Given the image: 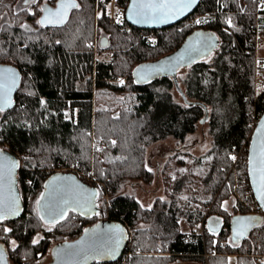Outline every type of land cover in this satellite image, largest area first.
I'll return each mask as SVG.
<instances>
[{"label":"trees","instance_id":"16d2710c","mask_svg":"<svg viewBox=\"0 0 264 264\" xmlns=\"http://www.w3.org/2000/svg\"><path fill=\"white\" fill-rule=\"evenodd\" d=\"M260 1L220 0V8L216 0H200L191 14L170 26L141 29L126 20L124 31L108 15L96 19L104 8L100 0L97 5L78 0L80 10L70 13L68 23L59 28H37L35 18L19 11L28 7L22 0H0V63L21 72L14 105L0 114V148L15 153L20 165L16 179L23 211L0 225L13 229L6 236L0 231V245L11 264H39L53 241L75 238L100 220L130 225L135 238L123 264H229V254L236 256V264H264L254 258L264 254V219L239 246L229 243L231 216L250 213L239 198L247 205L253 198L246 161L253 126L264 109V90L254 98ZM116 2L125 13L129 0ZM197 16L208 22L196 24L192 18ZM226 16H232L235 25L228 33L223 30ZM22 22L37 30L23 32ZM93 26L108 39L97 52L107 50L109 59L94 58L87 45ZM196 29L213 33L218 44L187 65L177 83L170 76L145 83L134 80L136 65L174 51ZM175 90L182 100L174 96ZM40 99L46 101L44 107ZM201 124H206L209 147L202 154L184 152L173 165L174 156L167 158L159 171L165 196L144 207L134 191L123 192L128 181L150 184L157 175L145 167L151 145L169 137L183 142ZM100 142L107 146L101 154L93 153L92 145ZM229 153H239L238 160L227 159ZM64 161L75 166L68 172L99 190V215L70 209L48 231L35 214V201L53 173L50 168ZM232 197L235 207L232 202L224 212L221 203ZM209 216L220 221L215 230L204 226L202 234L196 233L194 228ZM180 220L188 232L181 231ZM40 230L44 239L31 245ZM11 240L19 245L16 252ZM205 251L212 253L207 260Z\"/></svg>","mask_w":264,"mask_h":264},{"label":"snow or ice","instance_id":"6c2138e0","mask_svg":"<svg viewBox=\"0 0 264 264\" xmlns=\"http://www.w3.org/2000/svg\"><path fill=\"white\" fill-rule=\"evenodd\" d=\"M216 2L220 8L224 7V4H222L220 0H216ZM22 3L28 7L21 8L19 11L24 12L29 17L35 18V25L37 28L62 27L68 23L69 14L81 8L78 0H43V3H41V0H22ZM100 3L104 5V8L102 11L96 13L97 20L109 14L107 9L110 8V5L105 4V0H100ZM195 3L196 0H130L126 18L133 23H167L173 19L179 18ZM52 4H54V7L51 6ZM261 11H264V3L261 5ZM16 15H19V13L17 12ZM124 15V13H121L119 9H117L115 23L121 24V17ZM0 19H2V17H0ZM207 22V19H198L195 21L196 24ZM223 24L225 25L223 29L225 33H228L229 29L235 28L232 16H226L223 20ZM9 27L11 26L9 25ZM19 27L26 33H32L37 30L27 22L20 23ZM196 35L201 36L202 34L197 33ZM216 39L219 38L216 37ZM151 42L155 43V41ZM56 43L59 44L61 41L57 40ZM88 47H91V45H88ZM211 47L212 46L208 44L207 40H205L200 48L193 50L199 53L202 49H206L210 54ZM183 58V54H181L174 59L179 62L183 60ZM160 70H162L161 66L144 65L136 69L133 74L138 75L140 79H147ZM18 82L19 76L12 68L0 69V114H3L6 109L12 107L11 94L16 89ZM123 83L124 81L121 80L120 84ZM39 104L41 107H44L46 101L40 99ZM187 106L188 105H185V107ZM68 118L70 119V117ZM111 143L115 145L116 141L113 140ZM92 147L97 152L102 151L98 145H93ZM116 159L119 160L120 158L117 157ZM206 159L210 160L211 157H207ZM227 159L235 162L238 158L236 155L229 153ZM247 165L249 176L252 178L256 198L260 202L261 207H264V118L260 120L251 138ZM19 166L18 160L11 159L4 149L0 148V225H4L6 220L11 217L19 216L22 212L19 197L16 194L15 180V170ZM145 167L148 171L152 170L147 164H145ZM180 171L183 172L185 170L181 169ZM101 175H103V172H101ZM65 179L71 178L59 176L52 177V179L44 185L45 192H41L39 198L35 201V214L45 225L55 226L61 218L67 215L70 209H83L81 214H87L99 207V205L95 203V200L100 195L99 190L93 192L87 199L81 201L74 194H70L65 186L56 185L53 187L56 181ZM49 189H51V191H48ZM182 198L187 199V197ZM220 207L224 212H227L228 201H223ZM233 207H235V202H233ZM95 214L99 215V212L96 211ZM255 219V217H236L233 222L234 226L232 228V235L229 237V243L233 246H239V240L246 238L248 228ZM213 222L216 224L220 223L218 218ZM20 227L24 228L25 225L21 224ZM47 230L51 231V227H48ZM0 231L6 236L11 233L13 229L8 226H3L0 227ZM88 231V229H85L86 234ZM108 231L111 233V236L107 240L98 237L96 242L82 247L74 253H69V255L80 256L85 259L89 256L93 258L105 255L115 257L116 251L119 248L120 239L123 238V229L119 228V226H113ZM213 234H215V232H213ZM0 239H3V237H0ZM43 239L44 237L37 232L30 243L35 246ZM83 243L84 241L78 242V244ZM10 244L12 246V251L16 252L19 248L17 241L11 240ZM66 247L73 248L74 246L68 245ZM0 264H6L5 251L2 245H0Z\"/></svg>","mask_w":264,"mask_h":264},{"label":"water","instance_id":"95a60500","mask_svg":"<svg viewBox=\"0 0 264 264\" xmlns=\"http://www.w3.org/2000/svg\"><path fill=\"white\" fill-rule=\"evenodd\" d=\"M199 2H200V0H196V3L193 4L192 7L188 11H186L183 15H181L179 18L173 19L167 23H133L131 20L126 18L127 9L130 5V0L127 4V7L125 9L124 14H125V19L127 20V22H129L130 24H132L135 27H138L141 29L162 28V27L170 26V25L184 19L185 17H187L189 14H191L194 11V9L199 4ZM197 33H201L202 35L197 36L196 35ZM209 38H211V39H209ZM205 40H207L208 44L212 46L211 51L218 44V39H216V36L213 33H211L210 31L203 30V29H196V30L192 31L191 33H189L186 36V38L183 40V42L174 51H172L166 55H163V56L159 57L158 59H155L152 61H146V62H143V63L136 65L132 71V75H133L134 80L137 83H145L147 81L153 80V79L158 78L160 76H170L173 78V81L175 83H177L178 81L176 80L175 74L178 71V69H180L181 67H186L187 65L191 64L195 60L202 58L206 54L209 53L208 50H206V49H202L201 52H199V53H197L196 51L193 50V49L200 48L201 44ZM107 43H108V39L106 37L100 38V40H99L100 46L104 47L107 45ZM181 54H183L184 58H183V60L177 62V60L174 58L180 56ZM144 65L161 66L162 70L158 71L154 75L149 76L147 79H140V77L138 75H134L133 73L136 71V69H138L139 67L144 66ZM4 68H12L19 76L18 85H17L16 89L11 94L12 106H13L14 105V97H15L16 91L18 89V86L20 84V80H21V72L15 65H12L9 63H0V69H4ZM262 118H264V109L260 113L259 117L257 118V120L253 126V129H252V132L250 135V139L248 142V147H247V158H248V150L251 146V138H252L253 134L255 133V129L258 126V124ZM4 150L11 159L18 160V157L15 153L10 151L9 149H4ZM16 174H17V169L15 170L16 194L19 197V203H20L21 209L23 211L22 201H21V197L19 195V190L17 187ZM55 176L71 178V179H65V180H58L55 182V185L53 187H55L56 185L65 186L68 189L70 194H74L81 201L87 199L93 192L96 191L95 188L86 184L85 182H83L80 178H78L74 174H72L70 172H64V171L53 172L47 178L44 185L46 183H48L52 179V177H55ZM247 176H248L249 185H250V188L252 190L253 196L255 197L256 201L258 202V204L261 207V204L257 200L256 193L253 189L252 178L249 176V173H248V165H247ZM85 190H87V191H85ZM48 191H51V189H49ZM42 192H45L44 187H43ZM95 203L97 204L96 200H95ZM261 209H262V215L253 214V213H238V214L232 215L230 218L231 235H232V228L234 226L233 222H234L236 217H255L256 219L252 222V225L249 226V228H248V231L246 233V236H247L252 228H254L255 226H257L258 224L261 223V221L264 217V207H261ZM97 210H98V208L95 209L94 211H90L84 215L92 214V213L96 212ZM75 211L81 213L83 211V209H75ZM19 216H15V217H11V218H17ZM214 220H215V218L213 216H209L207 218L206 227L208 229L215 230L217 224L213 222ZM113 226H119V228L123 229V238L120 239L119 248L116 251L115 257H112L110 255H105V256L93 258L92 256H89L88 258L85 259V258H82L80 256L69 255V253H74V252L78 251L80 248L86 247L87 245H89L93 242H96L98 237H102L103 239L107 240L111 236V233L108 230L110 228H112ZM85 229L89 230L87 234L85 233ZM85 229L79 235H77L75 238L58 242L55 245V247L53 248V251H52L53 253H51V260L47 264H90L94 261L112 262V261H116L121 256V254L123 253V251L125 249L126 243L128 241V232L122 223L117 222V221L100 220L93 225L87 226ZM241 240L242 239H240L239 241H241ZM80 241H84V243L78 244V242H80ZM68 245H72L74 247L73 248H67L66 246H68ZM56 250H60V251H56ZM4 251H5V257H6V264H11L9 262L8 255H7V252L5 249H4Z\"/></svg>","mask_w":264,"mask_h":264},{"label":"rangeland","instance_id":"374dc122","mask_svg":"<svg viewBox=\"0 0 264 264\" xmlns=\"http://www.w3.org/2000/svg\"><path fill=\"white\" fill-rule=\"evenodd\" d=\"M97 1L98 0H94L95 5H97ZM106 1H107L106 4L110 5V8L107 9L109 13L108 19L112 21L111 15H115L117 12V9H119L120 12H123L124 8L122 6L117 5V2H116L117 0H106ZM259 3L261 6V1ZM260 9L258 10L260 12L257 11L256 13L257 17L259 18L261 17V19H259L257 23V29H256L257 30L256 31V59H262L264 61V11H261ZM198 19L199 17L197 16V17L192 18V21H196ZM100 38L101 36L99 35L98 32L95 31V26H93V33L90 39L87 41V45H91V47L89 48H91L94 58L98 57L100 59H109L111 55L107 50L103 51L100 54H98L97 52L98 46H100L99 44ZM186 71H187L186 67H181L180 69H178V71L175 74L176 80L179 81L181 77L184 76ZM174 96L182 100L179 93L176 90L174 91ZM92 140H93V143L97 142L95 141L93 136H92ZM208 147H209V136L207 134L206 124L199 125L197 130L193 133H189L185 137L183 142H178L173 137H169L165 140H161V141L154 143L148 148L147 153H146V164L148 165V167H150L153 170L154 173L157 174L154 177V180L150 184L143 183L142 181H139V180H130L124 184L122 188L123 192L124 191H128V192L134 191V194L137 197V199L140 201V203L144 207H150L156 197L165 196L164 188L160 181L159 171L162 165L164 164V162L167 161V158L174 156L170 159V163L173 165L175 164L174 159L176 157H184V152H189L194 155L199 154V153L202 154L206 151ZM239 155L240 154L238 153L236 156L239 157ZM66 163L67 161H64L59 164H66ZM60 167L61 166L50 168L49 171H53V172L59 171ZM61 171H66V170L62 169ZM242 183L240 182V184ZM95 190L97 191L96 188ZM240 195L241 194H239V196ZM105 200H107V198ZM227 201H228V209H230L231 203L235 201V198L232 197V199H228ZM98 205H101V201L98 202ZM100 219H103L102 215ZM43 227L47 229L48 227H52V226L43 224ZM180 228H181V231L182 230L186 232L189 231L187 225L182 220H180ZM38 232L40 233V235L44 236L43 230H40ZM134 238L135 236L132 233L128 241V247L131 248V250H132V243H133L132 240H134ZM56 244H57V241H53L51 245L50 253H48L39 264H47L51 260V253H53L52 251ZM157 254H162V251L160 250L159 252H157ZM228 260H229V264L235 263V258L233 257V255L229 254ZM186 263L187 264H198L194 261H188Z\"/></svg>","mask_w":264,"mask_h":264},{"label":"built area","instance_id":"2783aa9c","mask_svg":"<svg viewBox=\"0 0 264 264\" xmlns=\"http://www.w3.org/2000/svg\"><path fill=\"white\" fill-rule=\"evenodd\" d=\"M264 3V0H261V4ZM124 13V12H121ZM115 15H111V22L115 23ZM122 19V23L121 24H117L120 25V27L124 30V31H128V26L125 24L126 19L125 16L121 17ZM256 40V38H255ZM254 98L257 97V95H259L263 90H264V61L262 59H256L255 62V72H254ZM94 145H98L99 148L102 149V151L97 152L95 151V149L92 147V151L95 154H101L104 150V148L107 146L106 143L100 142V143H95ZM93 146V145H92ZM238 158V157H237ZM236 162V161H235ZM240 162V161H239ZM65 169L66 171L71 170V169H75L74 165H66V164H62V166L59 168V171ZM232 170L235 173L236 172V163L233 164L232 166ZM245 195H247L248 197L250 196V193L248 192V190H245ZM241 200V202L245 205L248 206L250 209V213L253 214H260L262 215V209L260 207V205L258 204V202L256 201L255 197L253 196L252 201H250V203L243 201V199L239 198ZM204 223H205V219H203L199 225H197L194 230L196 233H203L204 230ZM124 227L126 228L127 232H128V238H130L131 236V230H130V225L128 223L124 224ZM131 252V249H129L128 247V242L126 243L125 249L123 251V253L121 254V256L116 260V261H112V262H99L97 261L96 264H123L126 260V257L128 256V254ZM214 253V252H213ZM212 253L210 252H204L203 256L205 258V260L209 259V257L211 256ZM234 258H236L235 255H233ZM255 260L258 263H262L264 262V254H255L254 255ZM236 264V263H234Z\"/></svg>","mask_w":264,"mask_h":264},{"label":"crops","instance_id":"0c3cea01","mask_svg":"<svg viewBox=\"0 0 264 264\" xmlns=\"http://www.w3.org/2000/svg\"><path fill=\"white\" fill-rule=\"evenodd\" d=\"M204 226H205V228H206V222H205V225H204ZM182 232H185V233H186V231H184V230H182Z\"/></svg>","mask_w":264,"mask_h":264},{"label":"bare ground","instance_id":"6f19581e","mask_svg":"<svg viewBox=\"0 0 264 264\" xmlns=\"http://www.w3.org/2000/svg\"><path fill=\"white\" fill-rule=\"evenodd\" d=\"M61 171V170H60Z\"/></svg>","mask_w":264,"mask_h":264}]
</instances>
